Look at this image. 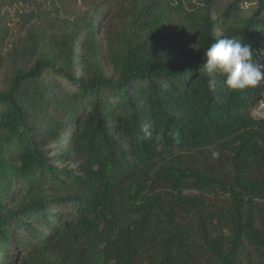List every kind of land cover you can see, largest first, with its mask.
<instances>
[{
    "label": "trees",
    "instance_id": "trees-1",
    "mask_svg": "<svg viewBox=\"0 0 264 264\" xmlns=\"http://www.w3.org/2000/svg\"><path fill=\"white\" fill-rule=\"evenodd\" d=\"M134 1L0 0V264H264V81L201 69L218 38L264 48V0L240 26L252 0H202L183 60L128 38ZM73 13L80 37L37 55Z\"/></svg>",
    "mask_w": 264,
    "mask_h": 264
},
{
    "label": "rangeland",
    "instance_id": "rangeland-1",
    "mask_svg": "<svg viewBox=\"0 0 264 264\" xmlns=\"http://www.w3.org/2000/svg\"><path fill=\"white\" fill-rule=\"evenodd\" d=\"M202 0H135L129 12H132L128 24L131 25L127 33L128 38L141 40L148 47L166 60H183L194 54V37L189 26L192 14L201 8ZM234 0H221L218 13ZM258 0H252L242 5L237 17L232 20L235 25H242L257 8ZM0 4L1 11L5 12V22L12 27L17 22V7ZM217 14L214 15L216 17ZM83 18L75 16V13L62 22L48 18L39 29L37 55L55 52L63 36L67 41L81 31ZM76 38L74 39V41ZM73 41V43H74ZM77 52V44H74V53ZM6 49L0 50V84L4 78L3 61ZM1 86V85H0ZM245 264H260L250 250H245L243 255Z\"/></svg>",
    "mask_w": 264,
    "mask_h": 264
},
{
    "label": "clouds",
    "instance_id": "clouds-1",
    "mask_svg": "<svg viewBox=\"0 0 264 264\" xmlns=\"http://www.w3.org/2000/svg\"><path fill=\"white\" fill-rule=\"evenodd\" d=\"M203 56L201 69L210 90L221 83L230 90H245L264 81V48L253 49L239 38L221 37L204 50Z\"/></svg>",
    "mask_w": 264,
    "mask_h": 264
},
{
    "label": "built area",
    "instance_id": "built-area-1",
    "mask_svg": "<svg viewBox=\"0 0 264 264\" xmlns=\"http://www.w3.org/2000/svg\"><path fill=\"white\" fill-rule=\"evenodd\" d=\"M250 116L254 120H264V98L252 109Z\"/></svg>",
    "mask_w": 264,
    "mask_h": 264
}]
</instances>
